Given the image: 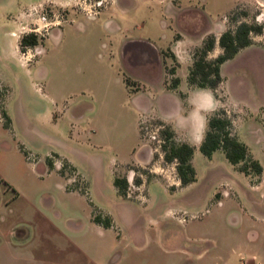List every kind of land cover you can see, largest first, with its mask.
Returning <instances> with one entry per match:
<instances>
[{
	"label": "rangeland",
	"instance_id": "rangeland-1",
	"mask_svg": "<svg viewBox=\"0 0 264 264\" xmlns=\"http://www.w3.org/2000/svg\"><path fill=\"white\" fill-rule=\"evenodd\" d=\"M63 1L0 0V264H239L233 247L262 253L264 134L247 118L239 133L263 167L258 183L222 150L209 158L198 148L196 180L182 186L164 160V127L145 115L139 124L125 106L139 82L121 55L128 30L169 48L160 21L176 4L220 22L248 0ZM246 9L264 25V6ZM29 33L39 42L23 51ZM256 120L264 127V110ZM142 139L152 152L144 164ZM116 176L128 179V197Z\"/></svg>",
	"mask_w": 264,
	"mask_h": 264
},
{
	"label": "crops",
	"instance_id": "crops-1",
	"mask_svg": "<svg viewBox=\"0 0 264 264\" xmlns=\"http://www.w3.org/2000/svg\"><path fill=\"white\" fill-rule=\"evenodd\" d=\"M68 1L61 3L67 4ZM255 3L262 4L260 0H248L244 4ZM176 5L160 21L163 30L171 28L173 33L165 34L162 38H172L169 48L160 39L156 42L135 31L128 30L127 35L122 36L124 69L131 80L139 82V87L135 90L126 87L125 106L132 107L138 113L139 124L145 115L170 125L176 133V139L193 145L195 150L200 148L204 140L208 116L221 107H225L232 116L234 132L238 138L246 118L251 122L252 134H264V127L256 120L261 110H264V32L255 35L252 45L243 48L234 58L221 65L223 82L220 92L224 99L219 100L212 89L191 86L188 74L193 64V49L200 47L208 35L216 36V46L210 57L215 58L222 53L219 38L228 28L227 15L222 21L215 22L205 12ZM191 10L197 11L195 17H189ZM165 17L172 18V27ZM189 24L192 26L189 27ZM176 63L175 75L180 83L178 89L173 90L169 88L171 76L168 69ZM200 128H203V138L195 142L192 137ZM139 149L145 157L144 164L151 159L152 152L143 143V139ZM257 239L251 243H256ZM249 246L251 251L246 255L233 247L232 253L241 257L239 264H264V250L260 254L257 252L260 245ZM198 256L202 259L203 253ZM219 257L216 256L214 264H231ZM217 259H222L223 262H218Z\"/></svg>",
	"mask_w": 264,
	"mask_h": 264
},
{
	"label": "trees",
	"instance_id": "trees-1",
	"mask_svg": "<svg viewBox=\"0 0 264 264\" xmlns=\"http://www.w3.org/2000/svg\"><path fill=\"white\" fill-rule=\"evenodd\" d=\"M246 7L247 5L244 3L238 4L227 14L228 28L219 38L222 53L215 58L210 57V53L216 46L215 35H208L203 44L192 51L193 64L189 68V84L194 87L212 89L219 100L224 99L220 92V86L223 82L221 65L234 58L243 48L252 45L255 35H261L264 32L263 24L255 20L245 19L249 16ZM38 42V35L29 33L22 37L21 49L25 51L28 47L36 46ZM173 57L175 58L174 55ZM176 65L177 63L168 69L171 76L169 88L173 90L178 89L180 83V79L175 75ZM127 83L131 84L129 80H127ZM2 98L3 93L0 91V100ZM3 116H6V113ZM159 124L164 127L161 130V136L163 137L161 148L165 162L176 165L178 180L182 186L191 184L196 180V170L193 166L195 147L187 142L178 141L176 133L170 125L162 120H159ZM200 150L209 158L217 150H222L227 159L241 172L251 176L255 182H259L261 179L262 165L251 155L247 145L234 132L233 118L225 107L217 109L208 116L207 130ZM49 162L50 166L53 167L54 164L51 158ZM136 184L138 186L142 185L141 179H137ZM114 185L121 195L129 196L130 184L127 178L116 176ZM93 220L104 227H111L113 223L111 218L104 214L95 215Z\"/></svg>",
	"mask_w": 264,
	"mask_h": 264
},
{
	"label": "clouds",
	"instance_id": "clouds-1",
	"mask_svg": "<svg viewBox=\"0 0 264 264\" xmlns=\"http://www.w3.org/2000/svg\"><path fill=\"white\" fill-rule=\"evenodd\" d=\"M209 110H211V109H209ZM193 140L195 141V142H199V140H201L202 138H203V128H200L197 132H196V134H194L193 135Z\"/></svg>",
	"mask_w": 264,
	"mask_h": 264
},
{
	"label": "built area",
	"instance_id": "built-area-1",
	"mask_svg": "<svg viewBox=\"0 0 264 264\" xmlns=\"http://www.w3.org/2000/svg\"><path fill=\"white\" fill-rule=\"evenodd\" d=\"M260 6H262V7H263L264 5H263V4H260Z\"/></svg>",
	"mask_w": 264,
	"mask_h": 264
}]
</instances>
